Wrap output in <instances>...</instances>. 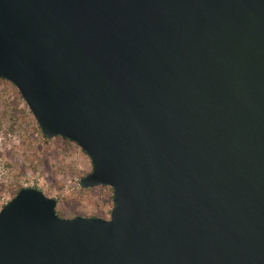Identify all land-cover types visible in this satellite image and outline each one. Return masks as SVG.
<instances>
[{"label": "water", "instance_id": "1", "mask_svg": "<svg viewBox=\"0 0 264 264\" xmlns=\"http://www.w3.org/2000/svg\"><path fill=\"white\" fill-rule=\"evenodd\" d=\"M0 78L112 190L19 188L0 264H264V0H0Z\"/></svg>", "mask_w": 264, "mask_h": 264}, {"label": "rangeland", "instance_id": "2", "mask_svg": "<svg viewBox=\"0 0 264 264\" xmlns=\"http://www.w3.org/2000/svg\"><path fill=\"white\" fill-rule=\"evenodd\" d=\"M41 134L16 87L0 78V181L7 186L0 194V206L16 187L33 186L55 199V210L62 217L108 218L111 188L78 185L91 169L86 153L69 139L44 140Z\"/></svg>", "mask_w": 264, "mask_h": 264}, {"label": "trees", "instance_id": "3", "mask_svg": "<svg viewBox=\"0 0 264 264\" xmlns=\"http://www.w3.org/2000/svg\"><path fill=\"white\" fill-rule=\"evenodd\" d=\"M41 137H42V139L47 140V138H46L44 135H42V134H41ZM63 139H65V138H63ZM65 140H68V139H65ZM19 188H21V186L16 187V188L14 189V191H13V194H14ZM6 189H7L6 184H4V183H2V182L0 181V194L4 193ZM55 203H56V201H55ZM3 204H4V203H2L1 206H2ZM1 206H0V207H1ZM54 208H55V207H54ZM55 213H56L57 216L62 217L61 215H59V214L57 213L56 210H55Z\"/></svg>", "mask_w": 264, "mask_h": 264}]
</instances>
